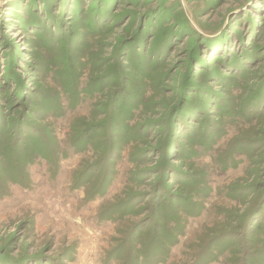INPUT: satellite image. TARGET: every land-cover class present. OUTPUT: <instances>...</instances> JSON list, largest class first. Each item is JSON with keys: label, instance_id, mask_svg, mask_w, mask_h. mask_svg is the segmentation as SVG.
Returning <instances> with one entry per match:
<instances>
[{"label": "rangeland", "instance_id": "obj_1", "mask_svg": "<svg viewBox=\"0 0 264 264\" xmlns=\"http://www.w3.org/2000/svg\"><path fill=\"white\" fill-rule=\"evenodd\" d=\"M180 209L155 264L264 240V0H0V264H123Z\"/></svg>", "mask_w": 264, "mask_h": 264}, {"label": "trees", "instance_id": "obj_2", "mask_svg": "<svg viewBox=\"0 0 264 264\" xmlns=\"http://www.w3.org/2000/svg\"><path fill=\"white\" fill-rule=\"evenodd\" d=\"M53 100L55 105L57 106V100ZM125 129L127 130L128 134L131 132L128 126H126ZM127 135L124 136L126 141L127 137H129ZM27 148L28 149H25L24 152L17 153L19 155L21 154L20 156L22 157L20 160H18L20 156L17 157L16 162L18 163V165L21 164L22 167L25 161L34 160L37 157H56V154L54 152L55 139L53 137L43 136L41 137V141L31 140L28 143ZM119 203H121V201ZM109 213L111 214V219L113 221L119 220L121 222H125L123 219L128 216L125 213V210L121 208V206H117L111 209ZM120 213V217L116 219V216ZM184 213L187 214V212L183 211L182 209L178 210L177 213H168L167 211V218L165 220L166 228L164 227V229L162 230V235H160L162 238H156L155 236L147 240L142 235L138 236L132 232L127 231L125 233V241L128 245L126 247V254L124 256V253L120 252V254L118 255L120 259L124 258L123 264H153L154 261L158 262L163 257L165 258L167 250L165 243H171L169 240H173L172 233L170 232L173 231L182 233L183 228L179 224L182 222V214ZM221 227H223V225ZM161 241H163V243H161ZM176 242L177 240L172 243L176 244ZM247 243L250 245L248 246V252L245 254V250L240 253V251L234 249L233 245L230 244V242L226 245H223L224 243H222L221 241H211L209 244H205L206 246L204 247H197V250H199L198 254L196 253V256H193L192 261L189 264H211L215 261H218L221 257L225 256L227 257L226 259L228 260V262L232 264H239L238 258L236 257L238 254H245V260H241L240 264H264V240L251 239L247 240ZM135 256L137 257L135 258Z\"/></svg>", "mask_w": 264, "mask_h": 264}]
</instances>
